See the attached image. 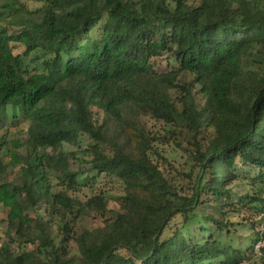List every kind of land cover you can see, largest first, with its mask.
<instances>
[{
	"label": "trees",
	"instance_id": "trees-1",
	"mask_svg": "<svg viewBox=\"0 0 264 264\" xmlns=\"http://www.w3.org/2000/svg\"><path fill=\"white\" fill-rule=\"evenodd\" d=\"M36 1L0 10V124L29 135L12 181L0 161V224L32 246L1 244L0 264L264 261L256 224L233 221L264 215V0ZM146 119L197 164L190 195L155 159ZM104 178L125 186L117 209ZM83 189L88 200L71 195ZM89 218L102 225L82 227Z\"/></svg>",
	"mask_w": 264,
	"mask_h": 264
},
{
	"label": "rangeland",
	"instance_id": "rangeland-1",
	"mask_svg": "<svg viewBox=\"0 0 264 264\" xmlns=\"http://www.w3.org/2000/svg\"><path fill=\"white\" fill-rule=\"evenodd\" d=\"M24 7L30 11H34L43 6V3L37 2L36 0H19ZM6 0H0V10L4 7ZM9 22V15H5L0 18L1 25H6ZM25 52V47L16 45L14 46V53L16 55H23ZM42 54L33 53L30 57L23 56L27 59L28 64L31 69L41 70V62L39 57ZM173 67V63L169 66L167 62H164V67ZM145 124L148 126V134L150 138L154 140V151L157 153L156 160H160L161 164L170 165L174 171V176L177 178V181L180 183L183 193H188L190 195L193 191L192 186H194L195 179L198 175V166L193 161L190 154L185 151V144L181 142H175L170 138V135L167 132L169 127L165 126V124L152 120L146 119ZM171 129V128H170ZM29 138L28 135V126L26 124H0V161H2L5 165H9V177L8 179L12 181L15 178L16 174L19 172L22 163L16 164L15 156H27L29 151L26 146L22 147V143L26 142ZM15 144L19 145L20 148L14 150ZM10 147V149H7ZM68 150H71V147H68ZM160 156V158H159ZM159 158V159H158ZM100 188L103 189L108 195L110 207L111 209H117L119 204L118 200L120 197L125 195V186L118 181H112L110 179L104 178L101 179ZM53 185L55 191H60L63 186L56 179L53 180ZM192 181V183H191ZM187 184L188 187L187 188ZM231 187H233L234 193H241L243 195L250 192V185L245 183H234ZM99 188V189H100ZM75 198L86 201L92 197L93 192L88 189H83L80 192L71 193ZM3 211V207L0 205V212ZM3 213L2 215H4ZM45 215V209H36L31 211V217L35 218L37 215ZM249 219V221H248ZM233 221H239L240 223L248 224V222H254L256 224L255 231H260L261 233L264 231V215L259 214L257 212L252 211L246 215L241 217L233 218ZM102 225V222L98 219L89 218L82 223V227H99ZM6 224H0V245L4 243H9L12 249L16 252H23L24 250H31V245H18V243L13 242L14 236L12 234ZM253 231L250 229H244L240 232L243 237H249ZM256 259V261H252L250 264H264V261L261 260L263 258L262 254Z\"/></svg>",
	"mask_w": 264,
	"mask_h": 264
},
{
	"label": "built area",
	"instance_id": "built-area-1",
	"mask_svg": "<svg viewBox=\"0 0 264 264\" xmlns=\"http://www.w3.org/2000/svg\"><path fill=\"white\" fill-rule=\"evenodd\" d=\"M263 247H264V231L261 233V239L256 246V251L258 252Z\"/></svg>",
	"mask_w": 264,
	"mask_h": 264
}]
</instances>
